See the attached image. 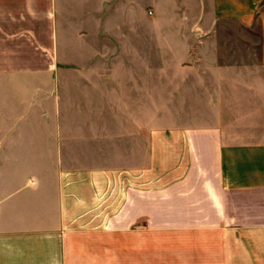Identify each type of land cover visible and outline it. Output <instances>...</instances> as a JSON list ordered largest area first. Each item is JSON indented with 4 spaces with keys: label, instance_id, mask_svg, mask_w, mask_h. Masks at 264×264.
<instances>
[{
    "label": "crops",
    "instance_id": "0c3cea01",
    "mask_svg": "<svg viewBox=\"0 0 264 264\" xmlns=\"http://www.w3.org/2000/svg\"><path fill=\"white\" fill-rule=\"evenodd\" d=\"M0 264H264V0H0Z\"/></svg>",
    "mask_w": 264,
    "mask_h": 264
},
{
    "label": "rangeland",
    "instance_id": "374dc122",
    "mask_svg": "<svg viewBox=\"0 0 264 264\" xmlns=\"http://www.w3.org/2000/svg\"><path fill=\"white\" fill-rule=\"evenodd\" d=\"M245 36V39H246V41L248 40V38H249V36H247L246 34L244 35ZM250 39V38H249ZM255 41H256V35H255ZM240 54H242V52L240 53ZM244 54V53H243ZM256 54H257V52H256ZM252 57H253V54H251V52L250 51H247V50H245V58L247 59V60H250V59H252ZM257 58V56L255 55V59ZM248 73H249V70H248ZM254 85V84H253ZM261 86V84L260 85H257V88H261L260 87ZM180 107V105H166V106H156V105H154L153 106V112H154V114L155 113H158V112H160L161 110H162V108H163V110L165 109L166 110V108H169L170 110H177L178 108ZM168 109V110H169ZM156 116H157V114H156ZM156 122V121H155Z\"/></svg>",
    "mask_w": 264,
    "mask_h": 264
}]
</instances>
